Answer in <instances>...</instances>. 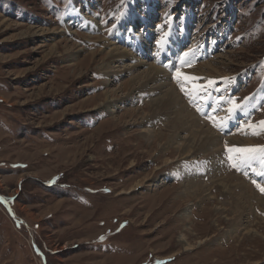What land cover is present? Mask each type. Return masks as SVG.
<instances>
[{
    "label": "rangeland",
    "instance_id": "1",
    "mask_svg": "<svg viewBox=\"0 0 264 264\" xmlns=\"http://www.w3.org/2000/svg\"><path fill=\"white\" fill-rule=\"evenodd\" d=\"M131 8L135 19L127 24ZM172 30L173 50L163 56L159 44ZM110 46L135 61H123L109 78L101 68ZM186 52L204 59L181 68ZM138 62V73L154 64L203 74L202 98L219 106L201 113L172 78L187 108L224 145L248 138L254 144L244 148H264V101L257 110L244 106L264 88V0H0V264H264V195L252 183L264 185V166L256 160L233 168L224 147L226 165L206 163L242 177L258 196L243 199L250 209L237 226L230 196L200 198L219 190L181 195L180 207L164 203L185 190L177 165H168L179 155L165 140L151 142L154 132L172 134L166 120L150 122L159 112L147 119L154 98H141L139 84L122 87ZM207 62L215 70L201 66ZM111 92V110L91 111ZM93 96L101 98L86 101ZM234 104L245 112L236 109L244 114L236 121ZM222 120L221 132L213 123ZM83 132L102 143L80 145ZM129 146L134 156L127 158Z\"/></svg>",
    "mask_w": 264,
    "mask_h": 264
},
{
    "label": "bare ground",
    "instance_id": "2",
    "mask_svg": "<svg viewBox=\"0 0 264 264\" xmlns=\"http://www.w3.org/2000/svg\"><path fill=\"white\" fill-rule=\"evenodd\" d=\"M135 14H136L135 8H131L125 13L126 23L128 22L127 24H129V22H131L133 19H135V17H134ZM172 29H173V25H172ZM172 37H173V30L159 44V47H160L159 49L162 50L161 52H162L163 56L170 55L167 52L168 48L169 49L172 48V50H173V44L169 43V40ZM110 47H112V46H110ZM194 56H195V54L191 55V56L183 57V59L186 61L190 60L191 63L197 62L199 60L201 61L204 59V56L200 55V57H196L195 58L196 60H194V58H193ZM93 57L94 56L91 54L85 58L87 61H89L91 63L93 60ZM126 60H134L135 61V57L132 53L128 52V50H124V49L122 50V48H120V47H117V48L115 47V48L111 49V52L108 54L107 63L102 65L101 71H103V73L106 74V77L108 75V77L110 78L111 74L114 75L115 73L118 72L117 68H120L123 61H126ZM79 63H80V65L83 66L84 61L83 60L78 61L77 65H75L77 68L79 66L78 65ZM211 63L207 62L205 64H202L201 66L202 67L207 66L209 68L211 67L210 69L215 70V68L212 67L213 65H211ZM140 65H141L140 62H138L129 68V72L133 76V78L131 79V81H129L127 83L126 82L123 83L122 87L126 88V87H129L130 85L132 87V86H135L136 84L137 85L139 84L140 87H138L139 89H136V90L138 91L137 93H138V95L141 96V98H142V96L143 97L149 96L150 98H154L153 100H148L146 103V105L148 107H150V111H149L150 116H147V119L153 118L155 113L159 112L160 115L156 116L158 118L152 119V121H150V122H153V120L156 121V120H160V119L166 120L167 124L165 125V130L171 131L172 134H171V136L165 135L163 133H159L157 135V133L154 132L153 136L156 135V137H154L153 141H151V142L153 144H155V143L157 144V141L162 142V140H165L166 141L165 145L172 144L171 146H173V148L169 153L170 154L173 153V155L177 154V156L179 155V157H178L179 159H178V162L176 161V162L171 163V164H169V161H168V165H173V166L177 165L178 166V167L176 166L177 169L175 171H176L177 175L178 174L180 175V179L183 181V184H184V185H182V187L185 189L183 192L177 193V195H175L173 197V199H172L173 201L168 200L167 202H164V203H168V204L173 203L172 206H173V208H175V206L180 205L178 198L181 197V195L185 196L186 198H192V196H193V198L197 199V198H199L200 195L202 196L204 193H207V192L212 193L213 191L219 190V192L217 191V195H215L214 197H212L211 194L208 193V195H203L200 198H202V200H204V201L213 200V199L217 200V199H219V195L221 196L223 193H226L231 198V202L228 203V207H229L228 211H230L231 214L235 215V218L233 220L234 221L233 225H236V226L239 225V220H240L242 214H244L243 211H247L246 210L247 208L250 209V207L248 206V203L247 204L245 203L247 206L243 203L245 201L243 199L245 198L246 200L252 201L253 199H256V197H258V196L252 190L251 185H248L247 182H245L242 179V177L240 178V177H237L236 175H231L228 172L227 168L224 167L223 170H221V171H218V170L216 171L214 168L215 171H213L214 166L209 167L206 165V163H210L211 165H213V164L215 165L217 163L219 165H223V166L226 165L225 159H224V144H223L224 140H223V138H221L213 130H211L213 128H208L209 126L207 127L206 124H204L205 122L203 120H201L200 117L196 116L190 109L187 108L186 104H184L183 99L179 95L180 93L178 94V92H177L178 90H176L175 87H173L174 83L171 82V80L174 76V73H175L174 68L172 71L168 70V72H166V71L158 68L154 64H149L146 71H144L142 73H138ZM201 66H199V67H201ZM186 67H189V64H185L181 68H186ZM199 67H197L196 70ZM129 72H128V74H129ZM187 72H188V70L181 72V74H182L181 79L183 78V76H189L190 75ZM200 75H203V74L197 72V75L192 76V77L198 78V77H200ZM210 75L211 74H208V76L204 75L205 79H206V77L207 78L211 77ZM173 80H174V78H173ZM197 81H198V79L195 81V84H193L192 81H183L184 87L187 90H189V92H191L193 87H195V86L199 87V89H200L199 94H193V98L196 101V104L200 105L199 109H200L201 113L207 114L208 107L213 105V107L215 108V106H217V105L219 106V102L216 103L217 101H215V100L206 99V98L204 99V97L202 98V96L205 94V92H203V90H204L203 87L206 84L205 85H203L202 83L198 84ZM165 89H167V90H165ZM163 90H165V91H163ZM258 91L255 93V95L253 97H251L248 101H246V103L244 104L245 107H249V108L252 107V108H254V110H257L258 107H260L262 104H264V103H262L264 101V88L261 89L259 92ZM111 93L112 94L108 95V96H111L110 98L106 97L102 103H99L97 106L93 107V109L91 111H98V110H102V109H103V111L104 110L105 111L111 110L113 108L111 105L114 103V101H111V99H112L113 95H115V93H113V92H111ZM152 93H153L154 97H151L150 94H152ZM104 96H106V95H104ZM100 98H101V96H93L92 98H89L86 101L98 100ZM86 104H87V102H86ZM233 107L234 106L232 105V106H230V108L229 107L228 108L232 109ZM214 108H212V110ZM247 110H248V108H247ZM252 112L253 111H250V113H252ZM229 114H230V117H236L234 119L236 121L237 118H239V116L243 113L242 112L238 113L237 110H234V111H230ZM248 115H249V113H248ZM240 117H242V116H240ZM111 119H108L105 122H103L102 126L111 124V122H112ZM227 122H228L227 120H222L221 122L217 121L216 125H218L217 127H219L222 124L223 129H225L226 126H228ZM149 132H151V131H149V130L145 131V133L147 135L152 133V132L151 133H149ZM182 133H184L186 135L185 138L181 136ZM111 134H112V132H111ZM84 135H85L84 132L79 133L80 145L83 142H84L83 144H86L87 142L88 143L92 142L95 139L94 135L87 137V138H83ZM133 138L134 137H132V139ZM179 139H180V141H179ZM102 141H103V138L99 137L97 140L93 141V143L96 142L97 144H100V143H102ZM139 141H141V140H139ZM143 141L150 142L149 140H142L141 142H143ZM227 143L231 144L235 148H244V147L250 146V144L251 145L254 144L253 142L249 141L248 138L246 140H241V139L237 140V139L231 138L230 142L227 141ZM138 145L142 146L143 144L140 145L138 143ZM232 146H229V147H232ZM130 148H131V146L125 147V151L128 150V152H127L128 157L127 158L134 156L133 153H129L131 151ZM121 151L123 152L124 150H121ZM121 151L119 152L118 155H120V154L122 155ZM88 152H90V151H88ZM91 152L95 153V148L91 149ZM161 154H163L162 151H161ZM113 155L115 157V153H112V156ZM234 155H236V154H234ZM254 155H255V158L250 160L249 162L252 163L254 160H256L257 167L263 168L264 162L259 158V156H261V155L264 156V153L258 152ZM97 157H99V156L97 155L96 158ZM189 160H193V162H190V163H193V164L196 163V164L188 166L190 163L187 161H189ZM245 165H247V164H245ZM245 165H242V166H245ZM183 167H185V168H183ZM205 170L208 172H206ZM223 172H224V175H227V177H223ZM206 174H209V175H207L208 177H206ZM234 180L238 181V183L235 185L232 184L233 183L232 181H234ZM203 182H205L206 184H203ZM212 185L215 187H212ZM186 200H188V199H186ZM168 204H166V205H168ZM180 206H178V207H180ZM191 206H193V205H191ZM191 212L192 211H190V210H186L178 218L185 221V219L190 218L189 216H190ZM203 216L205 217V215H203ZM207 216H209V215H207ZM219 219H221V218H219ZM236 222H237V224H235ZM236 229H239V228H236ZM236 229H235V231H237ZM250 233H251V231H248L245 235L248 236ZM180 242L184 243L183 238L180 240ZM186 251H190V249H188V250L186 249ZM176 256H178V255H176Z\"/></svg>",
    "mask_w": 264,
    "mask_h": 264
},
{
    "label": "snow or ice",
    "instance_id": "3",
    "mask_svg": "<svg viewBox=\"0 0 264 264\" xmlns=\"http://www.w3.org/2000/svg\"><path fill=\"white\" fill-rule=\"evenodd\" d=\"M184 56H188V53H184ZM185 64H191V61L188 60H184L183 58H181V67H183ZM175 67V66H173ZM181 71L180 68H176L175 69V73L173 78L177 80L178 85L180 86V91L184 92L185 95H187L189 97V99L193 98V94H199L200 89L198 86L193 87V89L191 90V92H189V90H187L184 87V83L183 81H192L193 84H195V81L198 79L197 77H191V76H183V78L181 79ZM209 83H212V81H209ZM237 108H239L240 111H243V107H240L239 105H235L232 109H230V111H234ZM260 125L264 126V121H260ZM213 126L216 127L215 122L213 123ZM218 131H223V125L221 124L218 129ZM226 151L229 153L228 159L232 160V167L233 168H238L240 165H245L248 164L250 160L255 158L256 153H264V148H234V147H228L227 143L225 142L224 145ZM234 154H238V155H234ZM261 160L264 161V156H261ZM260 175H264V173H260ZM252 183L255 185L256 189L260 192L261 195H264V185L258 183L257 181H252ZM4 198L0 197V203H3ZM262 215H264V213H262ZM102 241L104 239V237L100 238Z\"/></svg>",
    "mask_w": 264,
    "mask_h": 264
}]
</instances>
